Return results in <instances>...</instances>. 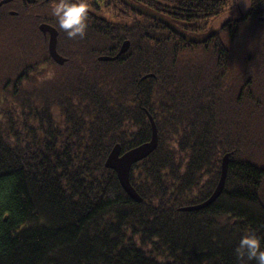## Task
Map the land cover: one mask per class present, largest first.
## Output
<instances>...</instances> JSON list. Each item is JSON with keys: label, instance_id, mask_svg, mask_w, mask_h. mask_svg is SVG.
Returning <instances> with one entry per match:
<instances>
[{"label": "trees", "instance_id": "obj_1", "mask_svg": "<svg viewBox=\"0 0 264 264\" xmlns=\"http://www.w3.org/2000/svg\"><path fill=\"white\" fill-rule=\"evenodd\" d=\"M229 1L148 7L201 35ZM110 23L95 43L59 48L63 65L47 47L0 49V264H256L235 249L249 230L264 239L257 82L237 95L243 69L223 39L189 43L143 15ZM149 116L158 146L131 168L137 202L105 163L115 145L151 140ZM226 154L220 196L181 210L211 196Z\"/></svg>", "mask_w": 264, "mask_h": 264}, {"label": "flooded vegetation", "instance_id": "obj_2", "mask_svg": "<svg viewBox=\"0 0 264 264\" xmlns=\"http://www.w3.org/2000/svg\"><path fill=\"white\" fill-rule=\"evenodd\" d=\"M142 1V4H138V2ZM148 1L88 0L89 16L86 34L83 37L72 38L70 42H67L61 39L60 35H62L63 31L58 27L57 20L51 14L52 0H0V49H38V47L40 49L47 47L48 49L50 32L42 29L45 24L57 29L59 33L58 50L59 48L64 49L66 46L73 47L80 43H95L94 35L97 32L99 33L103 24L110 26L112 18L132 19L134 15H142L135 6L150 9ZM249 1V9L243 11L241 10V6H244L243 1L230 0V4L227 6L228 9L223 13L210 17L206 23V30L202 35H197V37L203 36L204 33H209L208 39L211 38V40L219 43L223 39L226 44V51L228 54H233V57L229 54L231 60L228 59V61L243 69V74L240 75L241 78H239L235 86L238 96L245 95L246 97L247 94L250 96L249 94L252 92L256 96L254 91L250 90L253 87V82H257L258 143H264V0ZM193 29L195 30L196 26ZM193 33L197 34L196 31ZM38 35H40L39 38ZM245 35H249L252 45L250 50L247 51L244 47L242 49L240 47L241 44L243 46L241 38ZM215 41H212V43ZM194 42L197 43L198 40ZM110 47L116 48L117 46L112 42ZM237 47L240 50L237 53L239 57H235L234 50L237 52ZM242 50L246 51L247 54L240 55ZM255 63H257V81H253L251 72L254 69L250 68ZM23 73H19L18 77Z\"/></svg>", "mask_w": 264, "mask_h": 264}, {"label": "water", "instance_id": "obj_3", "mask_svg": "<svg viewBox=\"0 0 264 264\" xmlns=\"http://www.w3.org/2000/svg\"><path fill=\"white\" fill-rule=\"evenodd\" d=\"M135 8L141 12L143 15H146L150 18L159 20L164 25H167L170 29H172L175 33L185 38L187 41H193V40H204L209 36L210 34H206L202 38H197L192 35H189L185 32H183L181 29H179L175 24H173L168 18L145 8H142L140 6H135ZM42 29L44 31L50 32V40H49V52L52 56V58L59 64H64L67 60L66 57L61 55L58 52L57 49V43H58V31L56 28L45 24ZM130 47V41H125L123 45L121 46L119 52L115 56H109V55H101L98 57L100 61H113L116 60L121 54L125 53ZM151 74H148L145 76L149 77ZM150 117L151 124H152V137L151 140L143 143L141 145H138L130 150H127L126 152H122L121 146L119 144L115 145V147L112 149L110 154L107 157L106 160V166L115 170L118 174V178L120 180V183L124 190L136 201L141 202L142 198L137 193V191L134 189L130 182V171L133 166V164L137 163L138 161L146 158L149 154H151L158 146V129L155 124L154 119ZM230 161V154H226L223 156L222 164H221V176L218 185L216 186L214 192L212 195L204 202L193 205V206H187L182 208L183 211H192L197 209H202L205 207H208L210 204H212L223 192L227 173H228V164Z\"/></svg>", "mask_w": 264, "mask_h": 264}, {"label": "clouds", "instance_id": "obj_4", "mask_svg": "<svg viewBox=\"0 0 264 264\" xmlns=\"http://www.w3.org/2000/svg\"><path fill=\"white\" fill-rule=\"evenodd\" d=\"M51 14L57 20L58 27L69 38L83 37L88 28V0H52ZM236 254L243 261H256L264 264V239L249 230L243 235L237 246Z\"/></svg>", "mask_w": 264, "mask_h": 264}, {"label": "rangeland", "instance_id": "obj_5", "mask_svg": "<svg viewBox=\"0 0 264 264\" xmlns=\"http://www.w3.org/2000/svg\"><path fill=\"white\" fill-rule=\"evenodd\" d=\"M241 41L242 43L244 44V46H242V44L240 45L241 49L244 47V49L247 51V50H250V47L252 46L251 45V42L248 38H246L245 36H243L241 38ZM234 46V45H233ZM238 50H239V47H237V52L234 50L235 52V57H239V55L237 54L238 53ZM240 51V50H239ZM246 51H241L240 52V55H246L247 52ZM14 65V64H13ZM16 69H19V67L17 65L14 66ZM13 72H16L15 69L13 70ZM259 144H262V147L264 148V143H259ZM257 162L259 165L261 166H264V151H262V155L261 153L259 152V149H257V158H256ZM220 176H221V173H220ZM259 199L264 203V182H263V185L260 187V190H259ZM136 201V200H135ZM138 202V201H137Z\"/></svg>", "mask_w": 264, "mask_h": 264}]
</instances>
